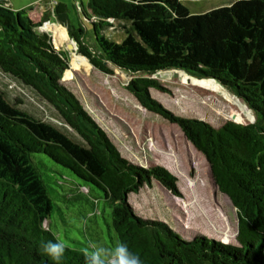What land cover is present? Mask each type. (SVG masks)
<instances>
[{"label":"trees","instance_id":"trees-1","mask_svg":"<svg viewBox=\"0 0 264 264\" xmlns=\"http://www.w3.org/2000/svg\"><path fill=\"white\" fill-rule=\"evenodd\" d=\"M79 8L92 27L93 44L85 41L82 26L69 23L64 4L55 3L52 13L79 44V54L104 74L119 69L130 75L125 89L137 103L178 126L204 156L214 186L235 209L236 244L189 238L162 221L136 216L128 195L155 182L180 198L176 177L162 166L140 167L121 156L61 83L69 54L37 31L45 12L36 21L30 8L0 2V71L31 88L78 137L19 109L0 91V264H55L42 251L43 241L64 245L59 264H86L90 246L67 245L50 227L61 205L83 199L81 187L95 190L96 202H103L100 214L112 247L127 244L142 264H264V0H234L201 14L179 0H87ZM111 20L126 25L118 43L103 34ZM49 27L61 40L59 27ZM170 69L214 80L254 121L227 120L215 128L173 114L149 93L166 92L152 76Z\"/></svg>","mask_w":264,"mask_h":264},{"label":"rangeland","instance_id":"rangeland-1","mask_svg":"<svg viewBox=\"0 0 264 264\" xmlns=\"http://www.w3.org/2000/svg\"><path fill=\"white\" fill-rule=\"evenodd\" d=\"M179 1L190 13L201 14L214 8L229 6L234 0ZM0 2H7L14 10L30 8L33 11L31 16L36 21L40 18L39 12H45L47 20L37 31L48 33L56 50L67 51L66 45L70 38L67 28L52 13L53 5L62 3L67 8L69 23L74 27L82 26L85 41L89 44L94 42L92 27L79 12V4L84 6L87 0ZM110 23L111 26L103 29V34L108 40L118 43L125 35L126 25L112 20ZM50 25L59 27L61 40L52 33ZM152 77L166 92L150 89V95L177 116L200 119L215 128L227 120L246 123L254 121L252 112L214 80L197 79L174 69L158 72ZM130 79V75L119 69H114L112 75L100 72L75 49L69 56L68 69L63 73L61 83L106 132L121 156L140 167L162 166L176 177L180 198L163 191L155 182L151 187L144 186L137 194L128 195L127 201L136 216L162 221L189 238L203 235L223 244H236L235 209L213 185L204 156L185 139L178 126L146 111L137 103L125 89ZM216 87H221L222 91ZM0 91L11 104L78 140L51 105L31 88L1 71ZM93 192L81 187L83 199L61 205L62 211H55L50 218L51 231L70 246L80 242L84 249L95 244L110 250L113 247L100 214L103 202H96ZM48 224L49 221H46L45 227Z\"/></svg>","mask_w":264,"mask_h":264},{"label":"clouds","instance_id":"clouds-1","mask_svg":"<svg viewBox=\"0 0 264 264\" xmlns=\"http://www.w3.org/2000/svg\"><path fill=\"white\" fill-rule=\"evenodd\" d=\"M40 247L55 264H59L65 254V247L60 242L43 241ZM90 247L91 251L86 258V264H142L140 257L130 252L125 243H118L110 250L95 244Z\"/></svg>","mask_w":264,"mask_h":264},{"label":"water","instance_id":"water-1","mask_svg":"<svg viewBox=\"0 0 264 264\" xmlns=\"http://www.w3.org/2000/svg\"><path fill=\"white\" fill-rule=\"evenodd\" d=\"M79 44L76 42L74 38H69L68 43L66 45L67 52L69 56L74 53L75 49H78ZM82 56V55H81ZM84 59H86L84 56H82ZM87 60V59H86ZM88 61V60H87ZM181 73H184L181 71ZM206 80H212V79H206ZM235 97V96H234ZM214 185V184H213Z\"/></svg>","mask_w":264,"mask_h":264},{"label":"crops","instance_id":"crops-1","mask_svg":"<svg viewBox=\"0 0 264 264\" xmlns=\"http://www.w3.org/2000/svg\"><path fill=\"white\" fill-rule=\"evenodd\" d=\"M4 3H6V5H8L7 2H4ZM39 4H42V3H39ZM39 8L42 9V6H40ZM43 8H46V7H44V5H43ZM42 10H43V9H42ZM45 10H47V9H45Z\"/></svg>","mask_w":264,"mask_h":264}]
</instances>
